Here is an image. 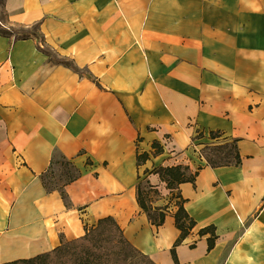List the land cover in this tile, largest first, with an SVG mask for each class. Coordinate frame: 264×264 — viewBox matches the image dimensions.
<instances>
[{"label": "crops", "instance_id": "obj_1", "mask_svg": "<svg viewBox=\"0 0 264 264\" xmlns=\"http://www.w3.org/2000/svg\"><path fill=\"white\" fill-rule=\"evenodd\" d=\"M5 11L17 35L0 34V264L106 217L156 264H264V0H6ZM196 131L200 145L211 131L238 140L242 164L180 186L197 226L176 261V207L156 227L137 185L147 178L161 193L154 207L168 205L147 172L205 167L190 151ZM56 155L81 171L65 188L70 208L41 182Z\"/></svg>", "mask_w": 264, "mask_h": 264}, {"label": "trees", "instance_id": "obj_2", "mask_svg": "<svg viewBox=\"0 0 264 264\" xmlns=\"http://www.w3.org/2000/svg\"><path fill=\"white\" fill-rule=\"evenodd\" d=\"M6 0H0V34L17 35V32L5 27ZM194 139L201 140L205 132H196ZM210 143L203 144L199 151V157L205 160L206 165L198 166L193 170L189 165L159 166L148 174H158L161 181L166 184L170 191V202L163 207H154L156 201L160 200L159 189L150 184L147 178H139L137 185L138 204L147 214L148 218L156 227L164 224L173 203L177 211L174 215L175 224L181 234L172 250V255L177 261L176 247H178L196 228V221L187 213L186 200L182 197L180 186L185 183L195 185L200 172L206 168L239 167L242 158L238 149V140H230L224 137L221 131L208 133ZM221 139V141H220ZM214 141V142H212ZM152 155L159 156L164 153V148L158 141L152 144ZM150 159L146 152L138 153V166L144 165ZM55 166L62 169L61 176L65 179L62 185L48 180L53 174ZM81 177V171L63 155L53 157L49 170L41 176V182L48 193L58 191L62 196L66 207L70 208L71 203L66 194L65 188ZM175 201V202H174ZM200 236L210 235L208 238V250H212L216 244L217 235L214 226H208L199 231ZM4 264H156L150 257L135 248L125 237L123 230L112 217L100 219L96 226L86 228L82 237L71 241H62L61 245L49 252L42 253L30 259H20Z\"/></svg>", "mask_w": 264, "mask_h": 264}, {"label": "rangeland", "instance_id": "obj_3", "mask_svg": "<svg viewBox=\"0 0 264 264\" xmlns=\"http://www.w3.org/2000/svg\"><path fill=\"white\" fill-rule=\"evenodd\" d=\"M1 15V14H0ZM1 17V16H0ZM29 32L30 33H32L33 32V30H29ZM56 57V56H55ZM57 58V57H56ZM58 59V58H57ZM64 63H65V61H63ZM67 64V63H66ZM67 65H71L72 66V64L71 63H68ZM197 132V131H196ZM199 132V131H198ZM194 136L192 137V141H191V145H190V151H194V153L196 154V155H199L198 154V151H200L202 148H203V145H200V143H202L200 140H197V139H194V137L197 135V133H195L194 132V134H193ZM220 141H221V139H220ZM212 142H214V141H212ZM199 157V156H198ZM199 159H200V157H199ZM202 160V159H201ZM61 172H62V169H61V167L60 166H55V169H54V172H53V174H51V175H49V177H48V180L50 181V182H56L58 185H62L63 183H64V181H65V179L64 178H62V176H61ZM170 197H171V195H169V200H170ZM175 202V201H174ZM15 261V260H14Z\"/></svg>", "mask_w": 264, "mask_h": 264}]
</instances>
